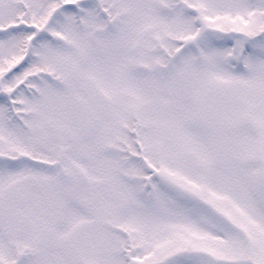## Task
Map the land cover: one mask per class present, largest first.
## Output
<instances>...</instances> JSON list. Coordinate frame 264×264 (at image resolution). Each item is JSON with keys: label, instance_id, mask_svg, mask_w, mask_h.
I'll return each instance as SVG.
<instances>
[{"label": "snow or ice", "instance_id": "1", "mask_svg": "<svg viewBox=\"0 0 264 264\" xmlns=\"http://www.w3.org/2000/svg\"><path fill=\"white\" fill-rule=\"evenodd\" d=\"M0 264H264V0H0Z\"/></svg>", "mask_w": 264, "mask_h": 264}]
</instances>
